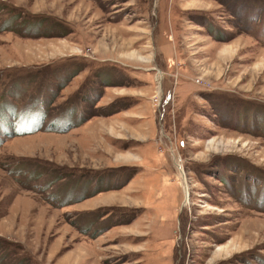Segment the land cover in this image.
I'll return each instance as SVG.
<instances>
[{"label":"rangeland","instance_id":"374dc122","mask_svg":"<svg viewBox=\"0 0 264 264\" xmlns=\"http://www.w3.org/2000/svg\"><path fill=\"white\" fill-rule=\"evenodd\" d=\"M0 264H264V0H0Z\"/></svg>","mask_w":264,"mask_h":264},{"label":"crops","instance_id":"0c3cea01","mask_svg":"<svg viewBox=\"0 0 264 264\" xmlns=\"http://www.w3.org/2000/svg\"><path fill=\"white\" fill-rule=\"evenodd\" d=\"M50 101H51V99H50ZM50 107L52 108L51 105H49V108ZM61 109H64L65 111H68V113L65 114L64 112H61L59 117H72V113H74L75 111H76V117H73V118L78 119L79 122H80L82 117H83V115H82L83 108H82L81 104H79V105L78 104H76V105L74 104L73 106L72 105H69V106L67 105V106L62 107ZM65 130H68V129H65ZM32 132H34V131H32Z\"/></svg>","mask_w":264,"mask_h":264},{"label":"water","instance_id":"95a60500","mask_svg":"<svg viewBox=\"0 0 264 264\" xmlns=\"http://www.w3.org/2000/svg\"><path fill=\"white\" fill-rule=\"evenodd\" d=\"M27 130H28V129H25V130H23L22 132H24V133H25V132H27ZM32 131H34V130H31V132H32Z\"/></svg>","mask_w":264,"mask_h":264}]
</instances>
